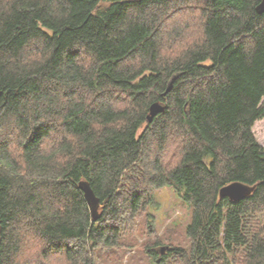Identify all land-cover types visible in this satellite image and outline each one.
Masks as SVG:
<instances>
[{"label":"trees","instance_id":"obj_1","mask_svg":"<svg viewBox=\"0 0 264 264\" xmlns=\"http://www.w3.org/2000/svg\"><path fill=\"white\" fill-rule=\"evenodd\" d=\"M260 2L0 0V264H264ZM165 187L192 220L161 254L136 233Z\"/></svg>","mask_w":264,"mask_h":264},{"label":"rangeland","instance_id":"obj_2","mask_svg":"<svg viewBox=\"0 0 264 264\" xmlns=\"http://www.w3.org/2000/svg\"><path fill=\"white\" fill-rule=\"evenodd\" d=\"M253 133L260 145L264 147V117L255 123ZM148 213L151 217L145 219H148L151 224L148 227L147 222L143 221L140 230L136 233L139 245L152 244L153 240H160L159 248L167 247L166 250L187 245L186 230L192 220V208L179 197L173 188L165 187L155 191L154 203ZM128 250L122 264H129L130 257L133 254L136 255L139 249ZM29 252L28 254H31ZM142 259L144 256L138 257L137 262L149 264L147 260Z\"/></svg>","mask_w":264,"mask_h":264},{"label":"water","instance_id":"obj_3","mask_svg":"<svg viewBox=\"0 0 264 264\" xmlns=\"http://www.w3.org/2000/svg\"><path fill=\"white\" fill-rule=\"evenodd\" d=\"M257 11L259 14L264 13V0H261L259 5L257 6ZM177 79V76H174L172 80L169 83V86L166 90V92L163 94L166 96L169 92H171L174 82ZM165 106L162 105L159 102L154 103L150 108V114L148 116V121L152 122L159 114L164 112ZM79 189L83 192L84 198L91 210V214L94 220H97L99 218V208L100 203L99 199L95 195V192L93 191L91 185L87 181H81L79 183ZM255 190V187L241 183V182H234L232 184H229L225 187H223L220 190V197L221 198H229L231 201H241L245 199L246 197L250 196ZM167 247H163L160 249V252H165Z\"/></svg>","mask_w":264,"mask_h":264}]
</instances>
